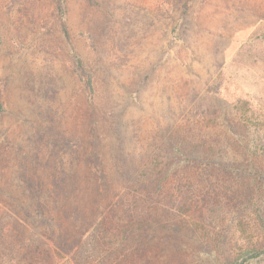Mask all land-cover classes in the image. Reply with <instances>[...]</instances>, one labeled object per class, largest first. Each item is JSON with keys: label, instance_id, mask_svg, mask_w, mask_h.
I'll use <instances>...</instances> for the list:
<instances>
[{"label": "trees", "instance_id": "16d2710c", "mask_svg": "<svg viewBox=\"0 0 264 264\" xmlns=\"http://www.w3.org/2000/svg\"><path fill=\"white\" fill-rule=\"evenodd\" d=\"M88 61L83 135L52 145L44 165L31 156L24 180L7 184L20 188L1 199L19 226L0 234V264H264L258 97L229 82L224 99L157 125L130 167L97 90L103 55Z\"/></svg>", "mask_w": 264, "mask_h": 264}, {"label": "rangeland", "instance_id": "374dc122", "mask_svg": "<svg viewBox=\"0 0 264 264\" xmlns=\"http://www.w3.org/2000/svg\"><path fill=\"white\" fill-rule=\"evenodd\" d=\"M98 52L97 90L130 167L157 125L224 99L229 82L264 108V0H0V234L19 221L1 199L17 193L7 184L24 180L26 160L44 165L52 145L83 135L82 88Z\"/></svg>", "mask_w": 264, "mask_h": 264}]
</instances>
